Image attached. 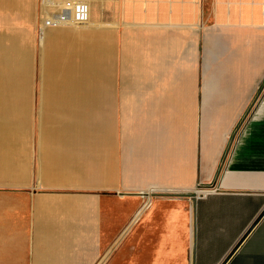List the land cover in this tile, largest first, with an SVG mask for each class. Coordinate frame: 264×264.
Returning <instances> with one entry per match:
<instances>
[{"label":"crops","instance_id":"1","mask_svg":"<svg viewBox=\"0 0 264 264\" xmlns=\"http://www.w3.org/2000/svg\"><path fill=\"white\" fill-rule=\"evenodd\" d=\"M84 1L99 30L85 32L88 23L47 30L64 27L75 42L95 35L100 86L40 85V176L66 181L86 168L83 160L108 154L117 115L123 157L131 151L132 193H167V264H221L243 235L224 264H264V214L247 231L264 209V0H209L210 25L204 0ZM113 47L131 71L113 76ZM88 59L80 53L82 79ZM113 77L130 81L115 91ZM30 94L24 87L1 99L9 109L0 122V182L25 174ZM119 140L117 133L118 175ZM130 195L136 212L150 200L149 192ZM162 199L151 200L146 217ZM76 203L0 198V264H92L91 225L73 214Z\"/></svg>","mask_w":264,"mask_h":264},{"label":"rangeland","instance_id":"2","mask_svg":"<svg viewBox=\"0 0 264 264\" xmlns=\"http://www.w3.org/2000/svg\"><path fill=\"white\" fill-rule=\"evenodd\" d=\"M34 2V6L29 7L25 5V0H0V34L14 36L20 44H23L28 49L26 56V61L29 64L27 86L31 92L29 95V119L26 126L25 138L26 153L23 158L26 165L25 174L23 175V179L18 182H0V198L50 196L76 201L77 206L70 207L73 214L82 216L86 221V225L88 223L91 225V235L93 238L92 264H167V240L165 239L167 234V193L152 192L160 188H150L147 191L149 192L148 199L150 200L138 212L136 210L140 206L136 202L137 200L135 201V198L130 194H121L124 192H134V190L132 189L130 172L131 151L129 149L126 151L128 158H126L125 153L123 157L121 125L116 119L117 115L113 116L111 123L112 134L108 147L112 146V150L108 151V154L102 153L100 159L98 158V154H96L95 157L93 156L94 158H88V162L86 159L83 160L84 164H88L85 166L86 168L82 172L73 170L66 181L56 180V178L47 175L40 176L38 135L41 109L39 92L41 73L44 68L42 54L46 53L50 48L49 45H51L50 42H43V38L55 36V39L58 41L55 48L58 51L62 48L60 46L64 47L63 34L65 33L62 34L60 31L65 29L64 27H60L41 31L38 26L43 0H34ZM210 7L209 0H204L205 25H210L212 22ZM26 11L30 13L25 14ZM95 15L96 13L94 15L91 14V17L93 18ZM86 23H88L86 26L90 27L85 28V32L94 33L99 30L100 23L98 20ZM81 25L84 24L69 26L78 27ZM206 32L205 26L203 33L206 34ZM94 36L93 34L91 42L81 40L82 42L79 41V43L85 45L89 54L91 67L100 68V46L99 41ZM4 40L6 43L8 38ZM111 51L113 53L111 57L114 60L111 63L113 76L116 71L120 72V75L122 74L121 71H131L132 64L130 62L119 61V58H126V55H121L122 50L118 52L116 47H113ZM76 57L78 61H74ZM128 57L130 58V55ZM115 58L118 62L115 61ZM77 62H79V56L72 57L70 61L56 58L55 61L49 64L56 69H62L65 74L73 75ZM1 77L2 72H0V80ZM100 77L101 68L100 74L90 76V83L87 79L82 80V86L99 87ZM112 80V87L115 91L121 90L125 82L130 81V79L122 77H113ZM18 89L20 88H0V105L4 106V102L1 99L11 97L8 93L17 91ZM3 116L4 113H0V122L5 121L3 120ZM124 118H126L125 114ZM7 121H10V119H7ZM117 133L120 138L119 168L121 171H124V174L120 172L121 174L119 175L115 167L116 154L113 149V145L115 148L117 143ZM61 141L62 139L56 140V143L59 144ZM127 145L131 146L130 142ZM95 159L99 160L100 163L94 164ZM13 176L15 174L11 177ZM156 197L163 198L162 202L151 215L146 217L145 214L149 209H145L151 207L154 203L151 200ZM135 212L140 213L136 217L137 219L132 222L136 215Z\"/></svg>","mask_w":264,"mask_h":264},{"label":"bare ground","instance_id":"3","mask_svg":"<svg viewBox=\"0 0 264 264\" xmlns=\"http://www.w3.org/2000/svg\"><path fill=\"white\" fill-rule=\"evenodd\" d=\"M8 30V29H7ZM6 43L4 39H7ZM62 38V37H61ZM61 40V39H60ZM24 41V40H23ZM55 41V42H54ZM64 47L57 51L55 45L57 46V39L55 36H50L48 38L44 37L43 42H50V48L46 51V55L43 59L49 60V63L57 59H65L71 52V56H79L80 53L85 52L89 57V54L86 50L84 44L75 42L73 39L69 38L68 35H63ZM28 49L23 44H20L14 36L7 35L4 36L0 34V72H2V77L0 80V88L2 89H13V88H23L27 86V79L29 78L28 63L26 61ZM68 57V59H70ZM66 59V60H68ZM90 60L86 62V71H87V81L90 83V76L100 74V68L91 67ZM58 69V70H57ZM52 67L51 64L46 67L44 66L41 75V86L53 87H79L83 85L84 80L81 78V69L78 67L75 68L73 75L65 74L62 69ZM83 80V81H82ZM82 81V82H81ZM0 105V113H6L9 109L5 105ZM19 110L18 107H16ZM15 108L13 109L16 110ZM8 137L11 138L14 135L11 131L7 133ZM140 213V212H139ZM139 213H136L135 218Z\"/></svg>","mask_w":264,"mask_h":264},{"label":"built area","instance_id":"4","mask_svg":"<svg viewBox=\"0 0 264 264\" xmlns=\"http://www.w3.org/2000/svg\"><path fill=\"white\" fill-rule=\"evenodd\" d=\"M84 0H43L39 16V29L85 24L89 17Z\"/></svg>","mask_w":264,"mask_h":264},{"label":"water","instance_id":"5","mask_svg":"<svg viewBox=\"0 0 264 264\" xmlns=\"http://www.w3.org/2000/svg\"><path fill=\"white\" fill-rule=\"evenodd\" d=\"M121 194H140V195H148V192H137V193H132V192H124ZM195 197V195H194ZM264 214V209L260 212V214L257 216V218L254 220V222L251 224V226L248 228L247 231H249L253 225L260 219V217ZM244 236V235H243ZM243 236L240 238V240L237 242V244L234 246V248L229 252V254L226 256V258L223 260V262H221V264H224V262L227 260V258L229 257V255L232 253V251L236 248V246L239 244V242L241 241V239L243 238Z\"/></svg>","mask_w":264,"mask_h":264}]
</instances>
